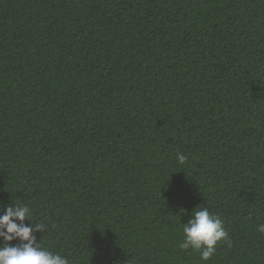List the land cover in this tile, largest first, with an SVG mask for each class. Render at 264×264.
Instances as JSON below:
<instances>
[{"label": "trees", "instance_id": "1", "mask_svg": "<svg viewBox=\"0 0 264 264\" xmlns=\"http://www.w3.org/2000/svg\"><path fill=\"white\" fill-rule=\"evenodd\" d=\"M15 203L69 264H264V0H0ZM204 207L207 261L179 246Z\"/></svg>", "mask_w": 264, "mask_h": 264}, {"label": "clouds", "instance_id": "2", "mask_svg": "<svg viewBox=\"0 0 264 264\" xmlns=\"http://www.w3.org/2000/svg\"><path fill=\"white\" fill-rule=\"evenodd\" d=\"M177 160L182 165L187 157L178 154ZM31 215L30 206L19 203L6 207L0 215V238L4 241L0 244V264H69L67 257L36 243L33 232L42 230L44 224H37L35 229L25 224V219ZM257 231L264 232V223L257 225ZM227 239L228 233L219 215L210 213L207 207L195 208L191 219L183 223V240L179 246L198 251L201 260L207 261L215 253L217 243ZM13 240L20 243L14 245Z\"/></svg>", "mask_w": 264, "mask_h": 264}]
</instances>
